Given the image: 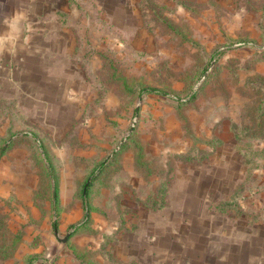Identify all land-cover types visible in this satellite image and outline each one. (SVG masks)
I'll return each instance as SVG.
<instances>
[{
	"label": "rangeland",
	"instance_id": "374dc122",
	"mask_svg": "<svg viewBox=\"0 0 264 264\" xmlns=\"http://www.w3.org/2000/svg\"><path fill=\"white\" fill-rule=\"evenodd\" d=\"M68 2L0 57V264H264V0Z\"/></svg>",
	"mask_w": 264,
	"mask_h": 264
},
{
	"label": "crops",
	"instance_id": "0c3cea01",
	"mask_svg": "<svg viewBox=\"0 0 264 264\" xmlns=\"http://www.w3.org/2000/svg\"><path fill=\"white\" fill-rule=\"evenodd\" d=\"M69 10L68 0H0V57L20 53L26 46L18 42V39L47 38L46 36L52 31H48L43 26L49 22H59L58 14L63 13L64 16V13H68ZM67 17L69 18L68 15ZM26 23L31 25V30L24 34L23 29ZM172 238H166L164 242H160L161 244L151 246L150 260H140V263L232 264L231 260H228L231 254L222 244L203 249L200 243L197 246L198 249H195L194 241L189 243L186 239Z\"/></svg>",
	"mask_w": 264,
	"mask_h": 264
},
{
	"label": "trees",
	"instance_id": "16d2710c",
	"mask_svg": "<svg viewBox=\"0 0 264 264\" xmlns=\"http://www.w3.org/2000/svg\"><path fill=\"white\" fill-rule=\"evenodd\" d=\"M147 91V90H146ZM149 92H154V93H161L160 91H158V90H154V89H151V90H148ZM85 187V186H84ZM87 187H88V185L85 187V191L84 192H82V198L83 199H86V190H87ZM84 189V188H83Z\"/></svg>",
	"mask_w": 264,
	"mask_h": 264
},
{
	"label": "water",
	"instance_id": "95a60500",
	"mask_svg": "<svg viewBox=\"0 0 264 264\" xmlns=\"http://www.w3.org/2000/svg\"><path fill=\"white\" fill-rule=\"evenodd\" d=\"M88 185V182L85 184V187ZM85 187H84V189H83V192L85 191ZM55 234H57V230L55 229ZM68 237V234L64 237V238H62L61 240L64 242L65 240H66V238Z\"/></svg>",
	"mask_w": 264,
	"mask_h": 264
}]
</instances>
